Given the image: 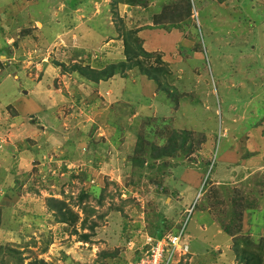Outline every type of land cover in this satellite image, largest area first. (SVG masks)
I'll use <instances>...</instances> for the list:
<instances>
[{"label": "rangeland", "instance_id": "374dc122", "mask_svg": "<svg viewBox=\"0 0 264 264\" xmlns=\"http://www.w3.org/2000/svg\"><path fill=\"white\" fill-rule=\"evenodd\" d=\"M219 1L0 0V264H134L206 224L180 264H264L224 233L264 235V0Z\"/></svg>", "mask_w": 264, "mask_h": 264}, {"label": "built area", "instance_id": "2783aa9c", "mask_svg": "<svg viewBox=\"0 0 264 264\" xmlns=\"http://www.w3.org/2000/svg\"><path fill=\"white\" fill-rule=\"evenodd\" d=\"M191 212L190 209L188 214ZM184 231L182 227L176 234H166L160 239L148 234H138L135 242L138 243L142 254L135 264L180 263L189 254V245L188 241L185 240Z\"/></svg>", "mask_w": 264, "mask_h": 264}, {"label": "trees", "instance_id": "16d2710c", "mask_svg": "<svg viewBox=\"0 0 264 264\" xmlns=\"http://www.w3.org/2000/svg\"><path fill=\"white\" fill-rule=\"evenodd\" d=\"M225 0H220L219 2L220 3H222V2H224ZM188 8H189V10L187 11V14H188V16L190 17V15H191V9H190V7L188 6ZM189 12V13H188ZM129 40H130V37H128V36H126V38L124 39V41L127 43V44H130V42H129ZM133 47V49H136L137 51H132L131 50V48ZM129 51H131L132 52V57L130 58L131 59V62H132V60H134V59H136V58H138V57H140V56H147L143 51H141V49L139 48V47H137L136 46V48L134 47V46H132L131 45V47L129 48ZM123 67H125V65H123ZM60 210V209H59ZM242 229H243V227H237V228H235V229H233L232 227H230L229 229H227V230H225L224 231V233L227 235V236H229L231 239H233V241H234V243H233V249H234V251H235V255L237 256V258L239 259V258H241V256H240V253L242 252H240L239 251V247H238V243L240 242V241H242L243 243H244V247H245V249L248 247V248H250V249H253V251L254 252H257V253H259L260 252V250H262L263 251V249H264V238H259V240H261L260 242H259V246H257V245H255L254 243H255V241H254V239H258V238H256V237H252V236H245V235H242V233H241V231H242ZM91 230H92V228H91ZM164 235H166L164 232L162 233L161 231H157L153 236L152 235H150V236H152V237H154V238H156V239H160L162 236H164ZM91 236H93L92 234L91 235H82V237H81V240L83 241V242H89V240H90V237ZM138 236V234L137 235H134V237L132 238V241L130 240V242H132V243H135V241H136V237ZM138 249V248H137ZM245 253V252H244ZM256 255L257 254H254L253 255V257L254 258H256ZM263 257H264V255H262ZM261 257V256H260ZM137 259H138V256H137ZM30 264H36V263H30Z\"/></svg>", "mask_w": 264, "mask_h": 264}, {"label": "crops", "instance_id": "0c3cea01", "mask_svg": "<svg viewBox=\"0 0 264 264\" xmlns=\"http://www.w3.org/2000/svg\"><path fill=\"white\" fill-rule=\"evenodd\" d=\"M22 116H24V115H22ZM34 132V131H33ZM55 144H57L58 145V141L57 142H55ZM54 144V145H55ZM45 146V145H44ZM69 148H71V147H69ZM74 150H75V148H74ZM250 161H252V160H249V164H247V166H245V168H248L250 165H253L254 163L253 162H250ZM241 166H243V165H241ZM196 185H194V187H195ZM197 190H195L194 189V192H196ZM263 205V204H262ZM261 209H264V205H263V208H261ZM255 212H257L256 210H254V211H252V213L254 214ZM247 218H248V216H247ZM251 219H254V222L252 223V227H251V232H253L254 234H252V237H256V234L257 233H260L262 230H261V228H262V224L260 223V212H257V213H255L254 215H252L250 218H249V221L251 220ZM206 225H208V224H206ZM206 225H204L203 227H201V229H202V233L201 234H199V235H197L195 238H194V241H195V244H196V246L195 245H193L192 244V250H191V252L193 251V250H196V253H191V255H189V263H192V262H197V261H195V258L199 255V253H201L202 251H205L206 250V244L208 243V239L210 238V234L209 235H207V233H205L207 230H210L212 227H210V226H206ZM212 230V229H211ZM226 237V236H225ZM261 237L263 238L264 237V235H261ZM224 239V238H223ZM222 238H218L217 240L218 241H222L223 240ZM226 239H230V238H226ZM231 240V239H230ZM224 242V241H223ZM222 242V243H223ZM226 242V241H225ZM191 245V244H190ZM211 245V244H210ZM217 248V247H216ZM215 251H218V248H217V250H215ZM204 255H206V254H204ZM197 260V259H196ZM200 261H202V260H200ZM218 262V261H217Z\"/></svg>", "mask_w": 264, "mask_h": 264}, {"label": "clouds", "instance_id": "9594fccd", "mask_svg": "<svg viewBox=\"0 0 264 264\" xmlns=\"http://www.w3.org/2000/svg\"><path fill=\"white\" fill-rule=\"evenodd\" d=\"M188 208H189V206L185 209L184 212L189 211V210L191 209V208H189V209H188ZM191 213H192V212H191ZM187 214H188V213H187ZM183 225H184V224H183ZM180 229H181V228H180ZM180 229H179V230H180ZM176 233H177V232H176ZM176 233H168V234H176ZM134 245H135L136 250H137V252H138V253H137V256H138V259H139V257H141V254H142V253H141V251L139 250V245H138V243L135 242ZM188 245H189V254H188L187 256L190 255V242H188ZM137 248H138V249H137ZM187 256H186V257H187ZM186 257H185V258H186ZM138 259H137V260H138ZM137 260H136V261H137ZM183 260H184V259H182L181 262H182ZM136 261L134 262V264L136 263ZM181 262H180V263H181ZM180 263H178V264H180Z\"/></svg>", "mask_w": 264, "mask_h": 264}]
</instances>
